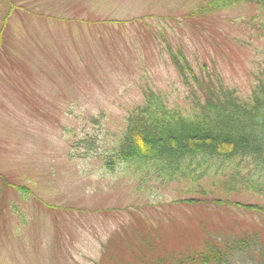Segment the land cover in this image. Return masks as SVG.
Segmentation results:
<instances>
[{
	"label": "rangeland",
	"instance_id": "rangeland-1",
	"mask_svg": "<svg viewBox=\"0 0 264 264\" xmlns=\"http://www.w3.org/2000/svg\"><path fill=\"white\" fill-rule=\"evenodd\" d=\"M206 3L0 0V264H264V215L214 202L264 206L230 168L115 156L147 96L188 115L203 82L263 78L262 9Z\"/></svg>",
	"mask_w": 264,
	"mask_h": 264
},
{
	"label": "trees",
	"instance_id": "trees-1",
	"mask_svg": "<svg viewBox=\"0 0 264 264\" xmlns=\"http://www.w3.org/2000/svg\"><path fill=\"white\" fill-rule=\"evenodd\" d=\"M205 1L201 13L225 11L244 4H255L264 12V0ZM1 32L2 27L0 42ZM176 66L184 77L187 68L192 72L178 62ZM215 87L212 80L200 84L204 98L194 103L188 115L168 107L157 96H147L146 102L134 111L138 114L136 118H130L115 156L130 163L153 161L152 166H157L158 172L169 176L177 172L188 176L187 170L192 166L203 169V175L212 169L228 167L232 172L226 191L242 189L264 194V76L255 85L249 101L241 100L227 87ZM244 165L247 170H243ZM0 182L5 186L8 180L0 175ZM214 202L233 203L264 215V206L254 203L221 199Z\"/></svg>",
	"mask_w": 264,
	"mask_h": 264
}]
</instances>
